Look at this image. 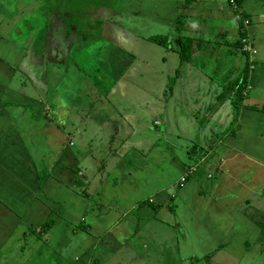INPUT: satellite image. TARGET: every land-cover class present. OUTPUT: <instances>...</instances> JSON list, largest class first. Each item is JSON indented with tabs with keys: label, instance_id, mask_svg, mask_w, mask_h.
Listing matches in <instances>:
<instances>
[{
	"label": "crops",
	"instance_id": "obj_1",
	"mask_svg": "<svg viewBox=\"0 0 264 264\" xmlns=\"http://www.w3.org/2000/svg\"><path fill=\"white\" fill-rule=\"evenodd\" d=\"M31 1L0 0V264L163 261L168 229L179 258L188 230L190 262L264 264V0H125L94 39Z\"/></svg>",
	"mask_w": 264,
	"mask_h": 264
},
{
	"label": "rangeland",
	"instance_id": "obj_2",
	"mask_svg": "<svg viewBox=\"0 0 264 264\" xmlns=\"http://www.w3.org/2000/svg\"><path fill=\"white\" fill-rule=\"evenodd\" d=\"M31 2L32 3L36 2L38 7H40L39 8L40 12L44 11L43 13L48 14L50 12V10H47L48 9L47 6L48 5H54L56 3V0H44L43 1L44 3L41 0H32ZM124 2H125V0H84L82 8H81V10H82V14L81 15H76V12H75L76 5H73V3L72 4H67L68 6H66V7H67V9L68 8L70 9V16H71V18L73 20V25L77 26L78 28L84 29L86 32L93 30L94 32H92V34H91V39H94L96 37V33H95V30L92 29V25L96 26V25H98V21L99 20L101 22V21H103V19H106V18L99 17L100 14L102 13L101 11L99 12V10L102 9L104 11L107 8L109 9V6H113V11L116 10V13L118 12V10H120V8H121L122 11H125L126 4ZM61 7L62 8L59 9V10L61 12H63L64 3H63V5ZM55 11H56V9H55ZM89 12H90V14L96 13V15L95 16L94 15H89ZM121 18L123 19L124 23H127L128 25L133 23V22H135V21H137L136 18L132 17V15H128L126 13L124 15H122ZM49 19L52 21L53 20V16L49 17ZM138 21H140V20H138ZM89 22L92 23V24H90ZM53 26L54 27L61 26V23L54 22ZM94 26H93V28H94ZM75 46H79V44H75ZM80 46H82V45H80ZM83 48H85V47H83ZM91 52L92 51H90V54H91ZM94 71L95 70H92L93 74L96 75V73ZM95 77H97V75ZM161 147H163V146L161 145ZM162 152L163 151H161L158 155L162 156ZM165 154H167L166 151L164 152V155ZM199 157H197V156L191 157L190 158L191 160H188L186 163L190 164V163H193V162H197ZM188 164H187V166H188ZM158 165L160 166V165H162V163H160ZM194 165H195V167H193ZM197 166H198V164L194 163V164H190V166H188V167L197 169ZM161 167H163V168H161ZM161 169H162V171H161ZM179 174H180V172L177 171V169L175 167L169 166L168 163L166 162L164 165L160 166L159 169L155 170V175H156L155 181H154L153 177H151V179L149 180L150 182H148L150 184H148V183L144 184L142 186V188L140 189V191L144 192L145 195L149 194V193H151V191H154V190L159 188L158 184H159V186L167 185L166 187L175 188V181L177 180ZM184 178H185V176H184ZM158 180L160 182L157 184ZM121 182L122 181H120V180L118 181L117 180V183H116V191H118V196H120V192H121V188H122V186H119L118 184L121 183ZM181 182H182V180L179 181V183H177V184L181 185L182 184ZM109 183H110L109 184V188L110 187L112 188L111 181ZM175 189H174V193L176 192ZM100 194H103V193H100ZM177 199L178 198L175 197L173 202H170V207L175 208L176 215L179 214V208L176 207ZM161 223H162V225H160V226L163 229L158 230L157 228H153V230H152L153 232H155V235H156L157 239H160L161 235L165 234L164 231H165L166 228L171 227L173 225L171 223H169V224H165L163 222H161ZM181 226H182V223H181ZM193 227L195 228V227H197V225L194 224ZM171 229H173V228L171 227ZM168 230H169V232L167 231V233L169 234L170 242L168 244L167 243L164 244V249L165 250H163V246L160 245V250L161 251L157 250L156 252H157V255L160 254V255H162V257L163 256H167L169 258H166L165 260L160 261V260L157 259L156 255H154L152 253V251L149 250L147 252V255L150 258L149 259L146 258L145 264H208L209 263V262H206L205 260H203V258H204V257H202L203 255L201 256V258H198V260H194V261H196V263H194V261L190 262L189 261L190 259L182 258V256H189L192 253V251L197 250V252H199V249L202 248V244L201 243L199 244V241H196L198 239L199 234L194 235L195 232H192V233L190 232L189 233V231L186 230V237H180V240H181L180 246L182 248V251L180 252V258H179L178 246H177V244H178V234H174L173 232H171L170 229H168ZM184 238H187L186 239L187 241H184L185 240ZM184 242H186V243L183 244ZM137 244L138 243H136V245ZM154 245H155V247L158 246L157 244H154ZM183 249H186L185 251L187 253H189V254L183 252L184 251ZM197 254H199V253H197ZM153 257H155V261L152 260ZM241 264H245V263L241 262Z\"/></svg>",
	"mask_w": 264,
	"mask_h": 264
},
{
	"label": "trees",
	"instance_id": "obj_3",
	"mask_svg": "<svg viewBox=\"0 0 264 264\" xmlns=\"http://www.w3.org/2000/svg\"><path fill=\"white\" fill-rule=\"evenodd\" d=\"M42 2L44 0H41ZM83 1L84 0H56V3L54 5H48V9L47 10H50V12L47 14V16L45 15V17L42 15V19L43 21H45V23H48V26H53L54 22H57V23H61V26H60V31H65V28L67 26V24L71 21L73 23V20L70 16V9L66 6H68L67 4H72L73 5H76V15H81L82 14V5H83ZM44 3V2H43ZM42 3V4H43ZM64 3V8H63V12H61L59 9H61L62 5ZM80 8V9H79ZM56 9V11H55ZM61 13V14H60ZM53 16V20L51 21L49 19V17H52ZM45 27V26H44ZM44 31V29H43ZM167 37L165 36H153L152 37V40H154L155 42L159 43V44H166L167 45V41H166ZM240 46H242V43H240ZM181 51H180V58L181 60H187L188 57V53H189V46L188 44L185 45L183 44L182 47H181ZM242 81H243V77H242ZM241 83V82H239ZM241 90H242V85H240L238 88H237V92L236 93V99L240 100L241 98ZM224 93H222V95H220V98H224L225 96L223 95ZM238 94V96H237ZM226 95V94H225ZM192 171V170H191ZM186 177V176H185ZM185 180V178H184ZM183 180V181H184Z\"/></svg>",
	"mask_w": 264,
	"mask_h": 264
},
{
	"label": "built area",
	"instance_id": "obj_4",
	"mask_svg": "<svg viewBox=\"0 0 264 264\" xmlns=\"http://www.w3.org/2000/svg\"><path fill=\"white\" fill-rule=\"evenodd\" d=\"M231 3H233L234 2V0H229ZM235 3V2H234ZM242 43H244L243 45H242V49L243 50H245V51H252V52H254V48H252V44L251 43H249V42H242ZM181 180H184V177H182V179Z\"/></svg>",
	"mask_w": 264,
	"mask_h": 264
},
{
	"label": "clouds",
	"instance_id": "obj_5",
	"mask_svg": "<svg viewBox=\"0 0 264 264\" xmlns=\"http://www.w3.org/2000/svg\"><path fill=\"white\" fill-rule=\"evenodd\" d=\"M243 50V49H242ZM245 51V50H244ZM193 170H194V168H193ZM185 176H187V175H185Z\"/></svg>",
	"mask_w": 264,
	"mask_h": 264
}]
</instances>
